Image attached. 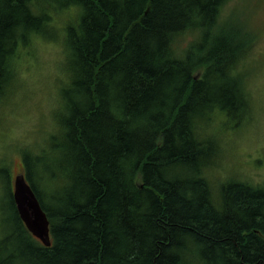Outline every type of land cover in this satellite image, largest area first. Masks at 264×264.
Returning a JSON list of instances; mask_svg holds the SVG:
<instances>
[{"label":"trees","instance_id":"16d2710c","mask_svg":"<svg viewBox=\"0 0 264 264\" xmlns=\"http://www.w3.org/2000/svg\"><path fill=\"white\" fill-rule=\"evenodd\" d=\"M227 2L0 0V108L40 38L64 33L73 71L57 157L26 147L22 158L52 244L21 219L8 166L0 264H264V183L209 176L220 153L210 123L240 129L256 110L245 81L254 37L222 17ZM234 26L245 39L225 36Z\"/></svg>","mask_w":264,"mask_h":264},{"label":"rangeland","instance_id":"374dc122","mask_svg":"<svg viewBox=\"0 0 264 264\" xmlns=\"http://www.w3.org/2000/svg\"><path fill=\"white\" fill-rule=\"evenodd\" d=\"M230 15H233L231 22L234 25L246 23L254 37L245 63V81L256 110L240 129L225 127L218 119L210 123L209 132L220 147L209 175L215 186L230 176L264 183V0H229L224 6L222 17L229 18ZM70 20V16L63 17L59 22L60 27L64 28ZM239 30L234 26L224 31L227 34L225 36L235 35L240 40L245 39ZM193 37V34H188L182 46ZM61 39H39L36 44L37 57L26 55L21 60L17 66V79L21 85L0 108V114H3L0 123V176L9 166V184L12 189L16 176L23 173L22 158L26 147H30L26 151L32 152L47 149L49 156L56 158L59 146L65 140L59 129H64L63 123L69 118L70 111H66L62 92L72 83L73 71L64 33ZM67 152L61 149L59 155L69 169ZM66 174L63 185L57 187V184L54 189L47 186L48 190L53 189V195L65 193L66 188L63 187L69 181V172ZM62 182L63 178L59 184ZM3 194L0 179V202Z\"/></svg>","mask_w":264,"mask_h":264},{"label":"water","instance_id":"95a60500","mask_svg":"<svg viewBox=\"0 0 264 264\" xmlns=\"http://www.w3.org/2000/svg\"><path fill=\"white\" fill-rule=\"evenodd\" d=\"M13 197L18 213L28 230L46 246H50V220L24 173L15 178Z\"/></svg>","mask_w":264,"mask_h":264}]
</instances>
